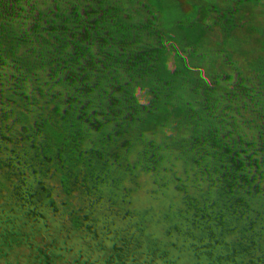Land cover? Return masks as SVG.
<instances>
[{"label": "trees", "instance_id": "trees-1", "mask_svg": "<svg viewBox=\"0 0 264 264\" xmlns=\"http://www.w3.org/2000/svg\"><path fill=\"white\" fill-rule=\"evenodd\" d=\"M180 74L236 196L152 191L185 174ZM0 149V264H264V0H0Z\"/></svg>", "mask_w": 264, "mask_h": 264}, {"label": "rangeland", "instance_id": "rangeland-1", "mask_svg": "<svg viewBox=\"0 0 264 264\" xmlns=\"http://www.w3.org/2000/svg\"><path fill=\"white\" fill-rule=\"evenodd\" d=\"M177 43L181 44L180 40ZM186 49L187 48H184L183 50L185 51ZM146 70L152 75L148 68H146ZM198 71H201V69L197 70V72ZM163 72H166V69L162 68L158 70L159 74ZM170 73L171 72L169 71L168 74ZM153 81L155 82L152 85H149V83L146 84V86L149 87L148 89L150 90L151 98L154 96V93L157 92V85L159 88L160 85H162V82L158 79H154ZM182 81L185 80L181 74L174 80H169L171 87L169 86L166 94H163L162 103L157 106V109L159 110L158 120L162 124L160 132L164 133L166 140L172 136L173 141H175L179 138V135H181L183 140L187 141V146L189 147L187 149H189V152H186L181 156L185 162V166L183 167L185 174H176L173 169H170L166 172L167 175H169L168 177H171L169 184L163 186L160 185L157 189L152 191H154V194H156L157 191L159 195L166 197L167 194H170L175 190V188H173L174 190H170L171 187L184 185L185 190H183V193L192 199L198 196L197 194H205L208 197L218 195L220 198L236 196L239 189L236 181L237 177H234L237 171H235V167L230 161L233 155L232 150L225 148L222 149L220 138L205 135L206 131H208L210 119L208 109L206 110L202 107V109L197 110L195 108V104L197 103L192 101L194 95L188 88L182 85ZM151 82L152 80L150 83ZM165 86L166 84H164V87ZM137 88L142 89L143 85L139 84L137 85ZM190 103L191 105H189ZM5 112L6 111H4V114ZM164 143L165 141L163 144ZM167 144L172 146V143ZM142 149L146 152V141L145 144L142 145ZM0 155L4 158L0 159V161L3 162L0 164V181H5L7 174L11 170L13 171L15 166H17V162H14L11 166V164H9L11 157L10 159L7 158V152L5 150L1 151L0 149ZM211 158L216 162L210 160ZM16 177L17 175L8 176L12 181H14ZM147 191L148 187L146 185V192ZM147 198L148 197H146V200ZM163 208L164 206L162 205L157 206L158 213L162 214L164 211ZM150 211L153 212L154 210L150 209ZM153 221L163 223V221L156 218Z\"/></svg>", "mask_w": 264, "mask_h": 264}]
</instances>
